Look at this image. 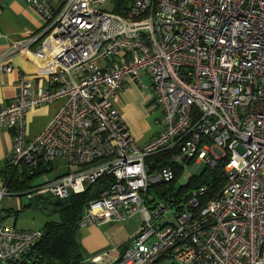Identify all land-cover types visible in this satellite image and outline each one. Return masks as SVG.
I'll return each mask as SVG.
<instances>
[{"label": "built area", "instance_id": "obj_1", "mask_svg": "<svg viewBox=\"0 0 264 264\" xmlns=\"http://www.w3.org/2000/svg\"><path fill=\"white\" fill-rule=\"evenodd\" d=\"M24 1L46 25L11 53L35 61L49 83L20 79L16 99L0 108V129L14 138L9 166L63 159L71 169L28 196L64 200L112 177L80 228L142 222L109 264H264V0H123L120 13L96 7L107 0ZM13 70L0 62V73ZM145 77L160 131L139 146L118 101ZM56 101L59 111L30 139L28 113ZM202 164L221 166L222 188L202 185L171 201L151 194ZM9 196L2 183L0 264L22 260L43 237L4 224Z\"/></svg>", "mask_w": 264, "mask_h": 264}, {"label": "crops", "instance_id": "obj_2", "mask_svg": "<svg viewBox=\"0 0 264 264\" xmlns=\"http://www.w3.org/2000/svg\"><path fill=\"white\" fill-rule=\"evenodd\" d=\"M45 25L44 19L24 0H0V62L11 63L14 67L11 73H0V108L6 107L16 99L18 82L22 78H33L36 85L48 86L47 75L40 72L35 61L24 55L11 53L14 43L37 37L43 31ZM37 46L38 44H35L31 48L34 50ZM146 89L149 91L147 94L142 92L138 85L127 84L121 90L118 101V108L123 122L139 146L145 145L160 131L157 124L160 111L151 99V88L146 87ZM61 106L62 101H56L30 111L27 115L26 128L28 137L32 139L42 133ZM13 151L14 138L12 132L3 127L0 129V172L7 166ZM49 168L52 169L50 172L53 173V179L71 172L67 162L63 159L56 160ZM2 183L0 176V185ZM39 186L31 187L35 189ZM32 189L25 193H13L15 195L11 193V196H16V198L28 196ZM39 198L37 195L28 196L29 202L27 204L22 199H10L9 209L3 207L4 224L7 227H15L19 230H41L48 221L42 224L41 227L35 225L28 228L17 227L20 213L35 208V202L39 204L37 209L47 207L42 205L44 201ZM31 204L32 207H29ZM51 212L57 216V220L53 221H58V214L53 210ZM11 216L14 217L13 221L12 218L9 219ZM7 218L8 220H5ZM8 221H11V224L8 225ZM125 221L127 220L114 219L112 222L101 225L80 228L78 241L83 251L84 264L94 258H101L104 264H109L114 258L123 253L131 238L135 236L128 232L124 225ZM141 222L142 220L139 217L138 228Z\"/></svg>", "mask_w": 264, "mask_h": 264}, {"label": "trees", "instance_id": "obj_3", "mask_svg": "<svg viewBox=\"0 0 264 264\" xmlns=\"http://www.w3.org/2000/svg\"><path fill=\"white\" fill-rule=\"evenodd\" d=\"M114 2V12L120 13L123 0H114ZM51 165L40 163L35 169L27 170L25 167L9 166L8 161L7 166L0 172L1 180L10 193H25L32 189L30 185L32 179L50 172ZM178 175L172 183L161 186L154 193L168 201L172 198L181 200L188 192L202 185H209L211 189L217 191L225 184L221 166L212 171L206 169L201 176H193L187 185L175 190ZM112 182V177H103L95 184L89 185L84 193H72L64 200L39 196V199L44 201L42 205L49 206L57 213L59 220L47 222L40 230L43 237L38 245L22 260L8 264H84L83 251L78 241L79 223L88 203L98 198ZM34 206L38 207L39 204L35 202ZM29 207H32V204Z\"/></svg>", "mask_w": 264, "mask_h": 264}, {"label": "rangeland", "instance_id": "obj_4", "mask_svg": "<svg viewBox=\"0 0 264 264\" xmlns=\"http://www.w3.org/2000/svg\"><path fill=\"white\" fill-rule=\"evenodd\" d=\"M113 1L114 0H107L103 4L97 5L96 7L100 10H107V11L112 12L115 10V4ZM150 85H151L150 79L148 77H145L143 80V85H138V86L141 88L142 92L147 94L149 91L148 89H146V87L149 88ZM192 168H193V165H187L184 169L180 170L178 178L175 183V188H176L175 190H177L181 186L187 185L193 176H196V177L201 176L202 173L206 170L204 164L200 165L199 168L196 171H194V173L192 172ZM52 179H53V173L51 172L44 173L42 175H39L33 178L31 181V186L33 187L39 186V184L42 185L44 182L52 180ZM151 194L155 195L153 191L151 192ZM12 195H15V194L12 193ZM10 199L11 200L22 199V201L26 204L27 202H29L28 196H23L21 198H16V196H10L9 198L7 197L4 200L3 207H6L7 209H9ZM51 211L52 209L49 206L41 207L40 209H37V206H35V208L33 207L30 209H27L26 212L20 213L19 222H18L17 227L18 228H25V227L28 228L29 226H33V225L37 227H41L42 224H44L47 221L49 222V221L57 220V216H55V214H53ZM175 213L176 211L174 210L173 214ZM173 214H169V219L173 222H176L175 216ZM139 217L140 216H135L134 218H127L126 219L127 221L124 222V225L130 234L136 235L138 233L140 229V226L138 228ZM13 218H14L13 216L9 217V219H11L12 221H13ZM5 220H8V218ZM7 223L9 225L11 224V221H8Z\"/></svg>", "mask_w": 264, "mask_h": 264}, {"label": "bare ground", "instance_id": "obj_5", "mask_svg": "<svg viewBox=\"0 0 264 264\" xmlns=\"http://www.w3.org/2000/svg\"><path fill=\"white\" fill-rule=\"evenodd\" d=\"M188 193H190V192H188Z\"/></svg>", "mask_w": 264, "mask_h": 264}]
</instances>
